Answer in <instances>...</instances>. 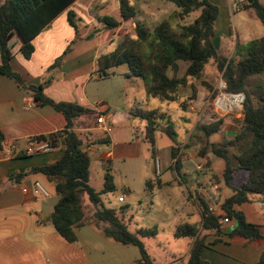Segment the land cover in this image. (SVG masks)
I'll use <instances>...</instances> for the list:
<instances>
[{"label":"trees","instance_id":"trees-1","mask_svg":"<svg viewBox=\"0 0 264 264\" xmlns=\"http://www.w3.org/2000/svg\"><path fill=\"white\" fill-rule=\"evenodd\" d=\"M77 1L0 0V73L12 78L30 93L38 105H49L67 119L64 130L36 138L49 142L52 148L61 143L64 148L62 157L54 164L33 168L28 173H41L55 183L58 201L48 220L66 242L78 241L76 229L84 226L86 196L95 207L94 219L97 224H105L103 231L108 239L124 246L137 247L141 255L137 264H156L141 238L156 236L157 230H140L137 234L131 232L125 223L128 206L117 211L107 208L103 202V195L116 191L115 178L109 169L101 191L90 184L91 157L83 149L86 139L74 130L75 122L90 110L76 103L56 102L45 95L42 85H26L22 76L11 66L17 53H22L27 59L31 58L35 51L34 39L63 14L67 15L68 23L79 35L77 14L72 9ZM168 1L176 6V10L152 29L138 22L135 37L124 38L115 50L99 58L97 73L101 78H108L114 74V69L127 65L130 69L129 77H137L144 82L148 100L157 99L169 104L179 102L180 89L190 86L191 80L201 79L206 66L214 61L218 71L223 74L225 93L245 95L243 119L239 121L236 133L224 140L212 142L211 137L222 131L224 119L210 124L198 123L184 146L183 152L186 153L196 141L202 144L198 155L207 159L208 166L211 164L209 154L223 159L225 170L222 178L226 184L230 183L236 171L248 172L247 182L242 188L235 189L234 195L221 205L226 217L235 222L229 232L222 231L220 217L210 211L204 199L201 200L200 224L182 223L176 228L175 238L189 241L187 264H210L203 259V251L222 242L223 237H241L250 243L264 238V226L248 222L245 213L235 209V205L255 200L264 204V37L249 42L239 40L230 58L220 56L213 41L219 8L212 0ZM241 8L251 10L264 27V5L260 0H254L252 4L246 1L241 4ZM121 12L126 21L136 15L128 0H122ZM195 13L197 15L193 21L187 22V18ZM100 22L110 29L119 26V22L110 17H104ZM100 31L102 29H96L89 38ZM69 51L70 47L64 54ZM59 59L50 69L62 63V59ZM182 63L187 66L184 75L179 76ZM131 113L146 122L145 140L150 144L151 153L155 157L158 120L166 115L160 114L161 109L148 110L138 106ZM163 131L175 144L178 143V134L172 122ZM3 141L4 135L0 131V149ZM181 155L180 149L173 146V169L182 177ZM260 262L264 263V251Z\"/></svg>","mask_w":264,"mask_h":264},{"label":"crops","instance_id":"crops-1","mask_svg":"<svg viewBox=\"0 0 264 264\" xmlns=\"http://www.w3.org/2000/svg\"><path fill=\"white\" fill-rule=\"evenodd\" d=\"M82 1L84 0H78L72 6V9H77ZM86 1L92 3L95 0ZM128 1L136 15L127 21L122 17V0H116L117 4H114L115 6L113 3H105L100 10L98 19L86 15L84 10H80L82 12L79 15L85 16L89 20L80 29L79 35L68 23L67 15H61L34 39L35 51L31 58L27 59L22 53H17L11 61L13 70L22 76L26 85H42L45 95L56 102L76 103L90 110L88 114L82 115L75 122L74 130L80 132L86 139V144L83 146L84 150L87 146H92V151L97 147V151L100 152L97 159L98 163L105 168L112 167L114 160L139 157L141 144L137 142L138 136L135 135L137 132L135 118L137 117H134L131 113L136 105L130 107L128 111L121 112L113 110L106 97L88 93V87L93 80L104 81L103 79H105L97 73L98 60L102 55L115 50L121 41V37H117L112 42L109 38L111 32L119 30L120 33L124 26L130 27V30H132V27L136 29L137 24L133 20L142 19L139 17V10L143 11V9L149 8V10L155 9L159 12L163 3L171 4L168 0ZM236 1L238 0H212L219 8V17L215 25L216 35L213 38L218 53L220 46L218 36L224 35L231 38L232 46L235 45L234 51L239 40L249 42L252 39H257L252 38L249 22L242 17H239V28L237 25L233 26L232 20L234 22L238 13H244L248 20L256 19L251 10H242L241 4L239 8H236ZM260 2L264 5V0H260ZM104 17L113 18L119 22V26L113 29L106 28L105 24L100 22ZM96 29H102V31L90 39L89 36ZM69 47L70 51L66 54L62 63L56 68L50 69L57 58ZM109 48H112V50L108 51ZM111 78L112 75L106 79ZM120 92H122V89H120ZM99 111L106 115L108 122L113 126V132L108 136L96 127L95 115L93 114ZM66 126L67 119L62 113L57 112L49 105H38L30 93L22 89L12 78L0 73V131L4 135V141L0 149V264H88V258L86 257L91 242L87 236L82 234V229L86 226V216L84 226L76 229L78 241L68 243L48 220L55 205L51 208L45 204L44 200H36L31 192L26 194L22 191V186L31 188L34 182H40L43 185L47 181L52 185V187H48L56 195L55 183L50 181L47 176L41 173L28 172L36 167L56 163L64 153L63 145L59 143L53 151L40 155L26 156L23 155V150L36 138L58 133L64 130ZM118 129L125 130L130 134V139H123V135L116 132ZM160 134L168 136L166 133L160 132ZM230 135L231 133H226L225 136L221 137V140ZM214 136H218V134ZM214 136L211 137V141L218 142L219 138L214 141ZM157 140L156 134V146ZM101 141L104 143H100ZM145 142L147 141L145 140ZM11 143L16 144L20 152L8 157L3 146ZM173 146H175V143L171 139L168 149L170 160L163 164V171L160 175H157L154 166L157 176L160 178L165 176L164 180H158L157 185L159 188L162 189L172 184H177L182 188L185 196L188 197V203L193 205L192 209H185L186 206H184L183 210L188 218L199 216L201 222L202 199L208 203L210 208L218 207L225 213L221 207L222 203L234 195L235 189L242 188L248 180V172L244 179L240 177V172L243 170L236 171L230 183L226 184L222 178L225 167L222 168V171L214 172V156L209 154L208 157L212 162L213 172L201 174L196 171L201 167L200 163L197 162L195 171L198 173L197 176H194L193 173L195 172L186 168L185 161L200 160V157L195 156L182 161L181 177L173 169ZM156 155H162V151L158 146ZM151 157L152 164H154L155 157L152 153ZM169 171V174H163ZM202 182L210 183L208 189L202 188ZM148 185L151 188L154 186L151 182H148ZM128 191L130 192V189ZM123 195L126 198V195ZM56 197L58 198L57 195ZM125 202L126 199L123 203ZM235 209L243 211L248 222L264 226L263 203L255 200L242 205H235ZM94 212H92L93 219ZM96 225L101 231L102 237L107 238L103 231L105 224ZM231 228V225H228L222 228V231L229 232ZM263 251L264 238L250 243L241 237H234L233 239L223 237L222 242L205 248L202 256L210 264H264L260 262ZM187 259L188 255L186 259H176L171 264H187Z\"/></svg>","mask_w":264,"mask_h":264},{"label":"rangeland","instance_id":"rangeland-1","mask_svg":"<svg viewBox=\"0 0 264 264\" xmlns=\"http://www.w3.org/2000/svg\"><path fill=\"white\" fill-rule=\"evenodd\" d=\"M105 3L117 4L116 0H95L92 3L84 0L79 4L77 9H74L76 14L78 13V20L76 23L79 27V32L80 29L86 25V22H88L87 20H89L87 17L79 15L82 12L80 10L86 11V15L88 16L98 19L100 10ZM175 9L176 6L173 3H163L159 12L155 9L149 10V8L143 9V11L139 10V17L142 19H134L133 21L136 24L138 22L144 23L152 29L169 17ZM196 15L197 13L193 14L191 17L187 18L186 21H193ZM239 17L249 22L252 38H261L264 36V27L260 21L258 19L248 20L244 13H238L234 22L232 20L234 27L235 25H237V27L240 25ZM93 33H95V31H93ZM135 36L136 29L132 27V30H130V27L124 26V29L120 31V33L119 30L111 32L109 38L113 42L117 37H121V43L124 38ZM217 38L220 40V56H231L235 47V45L232 46V39L224 35L218 36ZM110 50H112V48H109L108 51ZM64 53L59 56L57 60L60 58V61L62 56L65 55ZM65 57L66 55L64 58ZM64 58L61 61H63ZM186 66V64L182 63L179 76L184 75ZM129 73L130 69L128 66L122 65L114 69V75H112L111 79L105 78L103 79L104 81L93 80L88 87V93L106 97L109 101V105L113 107V110L121 112L128 111L130 107H134L135 105L143 109H157L162 107V113L160 114H165L166 117L158 120L159 128L157 131V146L162 151V155H159L161 160V171H163V164L170 160L168 149L171 139L166 135H161L160 132L165 133L163 129H165L170 122H172L174 130L178 134V143L175 145L180 149V154H182L181 161L195 156L199 157V150L203 145L197 141L186 153L183 152L184 146L188 143L198 123L210 124L224 119L222 131L218 136L213 137L214 141L218 138V141H220L221 137L225 136L226 133H231L232 135L238 131L240 126L239 121L243 119L245 95L236 94V96H243L242 101L236 105L232 104L228 107L225 106L228 103L227 100H232V95L235 94L225 93L226 83L223 80V74L218 71L214 61H211L206 66L204 76L201 79L191 80L190 86L180 89V100L177 103L168 104L165 102L162 103L157 99L148 100L142 79L129 77ZM170 74L173 75L172 72H170ZM120 89H122V92H120ZM135 127L137 128L135 134L138 136L137 142L141 144L139 157L126 160H114L112 167L105 168L98 163L99 161L97 159L100 152L97 151V147L94 151L89 152L92 161L90 168L91 185L97 191L102 189L104 186L105 173L107 169H109L110 173L115 178L116 191L102 196L105 206L117 211L124 206H128L129 210L125 217V223L133 233L137 234L140 230L156 229V236L141 239L149 255L155 259L156 264H171L175 262L176 259H186L190 250L188 245L189 241L187 239L175 238L177 226L185 222L200 223V219L199 216H192L191 218L185 216L183 210L184 206H186L185 209H192L193 205L188 203V197L185 196L181 187L177 184H172L162 189L159 188L157 182L160 179L164 180L165 176L160 178L155 174L150 145L144 140L145 121L141 118H135ZM116 132L122 134L123 139H130V134L125 130L118 129ZM213 156L214 172L222 171V168L225 167L224 160L215 155ZM197 162L200 163L201 168L196 169V171L201 174L213 172L212 162L210 160L211 164L208 166L206 158L200 157V160L193 159L185 161L186 168L195 172L193 173L194 176H197L198 173L195 171ZM169 173L170 171L167 173L164 172L163 174L166 175ZM246 176V171L240 172L241 178ZM148 182L154 184L153 188L149 187ZM43 186L51 193V197L45 199L44 202L52 208L55 203H57L58 198L54 195V191L50 190V187H48H52L50 183L46 181L45 184L43 183ZM201 186L203 189H208L210 183L202 182ZM129 189L130 192L128 191ZM123 194L126 195L125 203L119 201V197ZM93 211H95V207L91 205L87 197H85L86 226L82 229V234L87 236L88 240L91 242L86 257L88 258V264H136V261L141 257L140 250L134 246H124L108 238H103L101 231L96 225L97 221L93 219ZM98 238L100 239L98 240Z\"/></svg>","mask_w":264,"mask_h":264},{"label":"built area","instance_id":"built-area-1","mask_svg":"<svg viewBox=\"0 0 264 264\" xmlns=\"http://www.w3.org/2000/svg\"><path fill=\"white\" fill-rule=\"evenodd\" d=\"M247 0H238L235 2V7L239 8L240 4L246 2ZM95 122H96V127L97 129H99L100 131H102L106 136L110 135L113 132V126L108 122V118L106 117V115L99 111L96 113L95 115ZM4 152L6 153V155L8 157H12L15 154L19 153L20 150L18 149V146L16 144H6L5 146H3ZM54 148L51 147L50 143L47 141H41V140H37L35 139L29 146H27L24 150H23V155L26 156H32V155H40V154H46L49 153L51 151H53ZM85 151L90 152L92 151V146H87L85 148ZM110 156V155H108ZM104 164V162H102ZM154 166L156 169V173L157 175L161 174V160H160V156L156 155L155 159H154ZM201 168V167H199ZM22 191L26 194L28 193H32V195L34 196V198L36 200H45L51 197L50 192L40 183V182H34L32 187L29 188L27 186H22ZM120 202H124L125 201V196L122 195L119 198ZM210 211L215 214L216 216L220 217V224H221V228H225V226L231 225L232 228H234V224L235 222L231 219H229L228 217H226L225 213L222 212V210L218 207H211Z\"/></svg>","mask_w":264,"mask_h":264},{"label":"bare ground","instance_id":"bare-ground-1","mask_svg":"<svg viewBox=\"0 0 264 264\" xmlns=\"http://www.w3.org/2000/svg\"><path fill=\"white\" fill-rule=\"evenodd\" d=\"M242 99H243V97H241V96H233L232 100L231 99L227 100L228 103L225 106L228 107L232 104L236 105V104L240 103L242 101Z\"/></svg>","mask_w":264,"mask_h":264},{"label":"water","instance_id":"water-1","mask_svg":"<svg viewBox=\"0 0 264 264\" xmlns=\"http://www.w3.org/2000/svg\"><path fill=\"white\" fill-rule=\"evenodd\" d=\"M247 1H248L249 4H252V3L254 2V0H247ZM233 96H236V95H232V97H233ZM237 96H241V97H243L242 95H237Z\"/></svg>","mask_w":264,"mask_h":264}]
</instances>
